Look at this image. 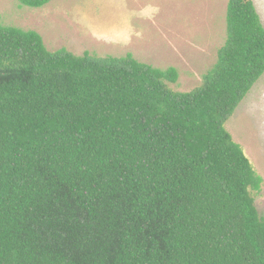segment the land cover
Listing matches in <instances>:
<instances>
[{
	"label": "trees",
	"instance_id": "1",
	"mask_svg": "<svg viewBox=\"0 0 264 264\" xmlns=\"http://www.w3.org/2000/svg\"><path fill=\"white\" fill-rule=\"evenodd\" d=\"M225 19L189 91L173 66L0 25V264H264L262 178L225 128L264 74V25L254 0Z\"/></svg>",
	"mask_w": 264,
	"mask_h": 264
},
{
	"label": "rangeland",
	"instance_id": "2",
	"mask_svg": "<svg viewBox=\"0 0 264 264\" xmlns=\"http://www.w3.org/2000/svg\"><path fill=\"white\" fill-rule=\"evenodd\" d=\"M228 0H52L41 7L0 0V25L35 30L49 50L122 56L177 69L171 87L199 85L226 39ZM264 25V0H254ZM225 128L262 178L254 192L264 217V74L240 102Z\"/></svg>",
	"mask_w": 264,
	"mask_h": 264
}]
</instances>
